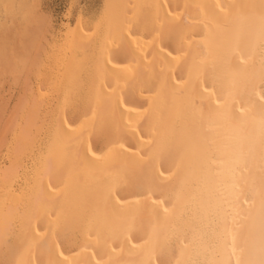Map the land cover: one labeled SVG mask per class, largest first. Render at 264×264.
<instances>
[{
    "label": "bare ground",
    "instance_id": "bare-ground-1",
    "mask_svg": "<svg viewBox=\"0 0 264 264\" xmlns=\"http://www.w3.org/2000/svg\"><path fill=\"white\" fill-rule=\"evenodd\" d=\"M0 8L30 18L25 0ZM103 9L85 113L76 125L56 122L2 264H264V0H104ZM133 11L154 24L148 35L132 37ZM59 38L72 52L60 81L69 92L90 34L65 25ZM96 126L113 135L99 152ZM4 172L0 245L24 194ZM75 228L81 248L52 243Z\"/></svg>",
    "mask_w": 264,
    "mask_h": 264
},
{
    "label": "rangeland",
    "instance_id": "rangeland-1",
    "mask_svg": "<svg viewBox=\"0 0 264 264\" xmlns=\"http://www.w3.org/2000/svg\"><path fill=\"white\" fill-rule=\"evenodd\" d=\"M25 2L31 13L30 18L27 17L28 21H22L19 15L9 18L0 8L2 29H10L12 32L9 37H4L1 33L2 29H0V43L5 44L4 51L2 50L3 53L0 55V174L6 176L8 173L4 174V170L13 171L14 174L9 177L10 184L7 187L21 189V193L25 194L20 198L21 202H18L16 213L14 212L11 216L10 227L4 236V245H0L2 249L0 264H2L3 249L15 240L21 230L18 217L22 212H25L27 205L23 201L25 202V198L28 199L25 196L31 191L30 186L33 187V174L31 173L33 169L38 168L39 161L45 156V146L56 122L76 125L85 113L84 96L92 85L86 71L91 69L99 38L102 35L101 21L104 0H25ZM136 13L133 11L136 17L132 14L130 24V33L134 38L148 35L154 26L148 16H145V12L140 16H137L138 13ZM65 25L70 27L71 31L75 32L78 29L83 33L90 34V46L77 51L82 54L76 58L82 62V69L78 74L77 85L69 92L60 84L65 62L67 63V60L72 56L70 49L66 48L64 41L59 38L63 35ZM112 37L108 36L109 39ZM168 41L165 42V45L169 49L175 46L174 43ZM117 44L120 46L117 45V47L114 44V48H118L115 50L116 52L121 48V43ZM23 54H27L25 58ZM116 60L123 63L121 56ZM10 62L13 66L10 65ZM146 78L148 81L145 80L147 83L143 87L144 89L149 87V91H151L149 84L152 85V79L150 76ZM133 85H130L126 91L123 90L126 100L137 99L134 95L136 90L134 93L131 91L135 87ZM37 91H40L45 97L42 95V99L35 108L36 103L33 98L37 97ZM39 105H41L40 108ZM30 114L31 117L33 115V121L29 119L30 122H27V117ZM102 128L96 126L92 132L89 131V135L92 134V137L90 136L91 147L98 152L113 143L112 133ZM21 135L24 136L23 140L26 144L19 153H16L14 151L16 140ZM17 149L19 150L20 147ZM28 169L29 171H27ZM62 175L60 174L57 178V182V179H51V183L60 182L61 184L63 182L61 180L65 179L61 178ZM27 185L28 188H26ZM122 193L121 188L117 190V195L120 197H122ZM90 195L82 196V200L76 201V206H84L86 198ZM75 229L72 231L69 229L70 232L65 229L64 234L62 232L64 237H57L52 240V243L66 253H73L82 245L80 239L83 240L81 228H79V232H77L78 228ZM170 245L173 246L172 241Z\"/></svg>",
    "mask_w": 264,
    "mask_h": 264
}]
</instances>
